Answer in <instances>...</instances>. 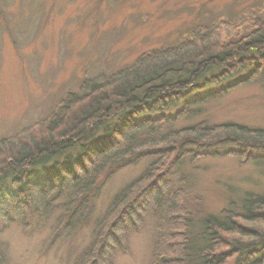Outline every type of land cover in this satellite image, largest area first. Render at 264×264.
Returning <instances> with one entry per match:
<instances>
[{
	"label": "trees",
	"instance_id": "1",
	"mask_svg": "<svg viewBox=\"0 0 264 264\" xmlns=\"http://www.w3.org/2000/svg\"><path fill=\"white\" fill-rule=\"evenodd\" d=\"M262 12L230 16L235 31L224 40L217 19L196 23L179 41L83 78L39 121L0 137V264L10 221L30 232L48 225L41 252L58 248L91 222L106 181L142 163L90 225V241L79 250L68 243L64 264H109L106 244L151 205L161 216L148 264H264V191L245 190L211 212L180 170L220 153L264 169V128L204 115L211 100L264 76Z\"/></svg>",
	"mask_w": 264,
	"mask_h": 264
},
{
	"label": "rangeland",
	"instance_id": "2",
	"mask_svg": "<svg viewBox=\"0 0 264 264\" xmlns=\"http://www.w3.org/2000/svg\"><path fill=\"white\" fill-rule=\"evenodd\" d=\"M264 0H0V137L39 121L83 78L132 63L143 51L183 39L189 27L217 19L221 39L234 33L229 17L264 10ZM263 13V12H262ZM242 29V28H241ZM214 122L233 121L264 128V76L211 100L204 113ZM145 163L125 167L100 189L90 223L58 248L41 252L49 228L30 232L10 221L1 235L7 264H64L68 243L80 249L110 196L141 173ZM188 184L204 210L217 212L245 190L264 191V169L246 158L220 153L182 162ZM235 200V199H234ZM178 204V203H177ZM198 209V206H197ZM154 206L117 229L109 264H148L159 213ZM18 211L14 213L17 218ZM99 221V220H98ZM132 225V226H131ZM44 240V241H43ZM69 240V242H68ZM113 243L110 242V245ZM97 247V244L94 245ZM75 249V250H76ZM105 251V252H107ZM73 255V253H72ZM63 256L64 258H59Z\"/></svg>",
	"mask_w": 264,
	"mask_h": 264
}]
</instances>
